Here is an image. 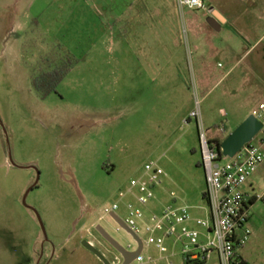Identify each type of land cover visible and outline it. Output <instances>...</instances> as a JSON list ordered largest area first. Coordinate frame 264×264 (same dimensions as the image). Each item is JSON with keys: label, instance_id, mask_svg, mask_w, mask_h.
I'll use <instances>...</instances> for the list:
<instances>
[{"label": "rangeland", "instance_id": "1", "mask_svg": "<svg viewBox=\"0 0 264 264\" xmlns=\"http://www.w3.org/2000/svg\"><path fill=\"white\" fill-rule=\"evenodd\" d=\"M210 1L231 20L222 33L190 25L189 18L197 16L208 27L207 5L201 11L178 9L175 43L163 28L164 45L142 47V71L137 62L122 70V62H111L99 47L71 70L55 93L41 100L31 78L42 47L26 45V30L14 19L13 0H0V119L7 131L5 135L0 125V264H46L48 259L51 264H103L83 247L86 240L112 261L98 225L136 251L133 237L118 231L104 212L118 204L119 217L128 218L129 205L135 202L120 193L150 162L167 175L156 190L153 210L159 212L175 193L193 218L208 219L199 133L191 114L200 107L207 137L224 141L227 137L218 129L235 131L264 101V2ZM161 7L169 20L171 6ZM126 48L131 54L135 50ZM153 50L160 54V63L153 62ZM227 160L223 157V163ZM38 173L40 181L27 198V208L23 198ZM250 183L254 191L248 184L246 192L264 196V170ZM33 210L49 239L44 249ZM251 215L256 236L245 246L244 257L249 264H264V202L258 201ZM141 236L146 240V234ZM165 247L166 253L146 247L145 264H184L180 245L174 247L168 239Z\"/></svg>", "mask_w": 264, "mask_h": 264}, {"label": "built area", "instance_id": "2", "mask_svg": "<svg viewBox=\"0 0 264 264\" xmlns=\"http://www.w3.org/2000/svg\"><path fill=\"white\" fill-rule=\"evenodd\" d=\"M178 4L180 9L205 8L203 0H178ZM252 115L263 126L259 135L236 157L228 158L223 163L221 151L207 137L200 107L191 114L190 119L197 121L199 133L208 219L193 218L188 206L176 202L175 193L170 194L172 201L159 212L150 209L157 199L156 190L167 176L157 162L147 163L142 176L133 179L129 189L120 193L121 198L131 196L134 199L135 203L129 205L128 218L122 221L143 241V251L146 247L155 246L161 253H166L165 242L172 239L174 247L181 246L184 264H208L213 258L218 264L244 263L239 253L253 235L250 226L252 204L264 202V196L249 194L244 190L264 164V101ZM118 211L119 205L115 204L104 214L111 218L112 215L119 217ZM118 227V231L122 230ZM142 234H146V240L142 239ZM135 262L145 264L143 252ZM119 263V257L112 260V264Z\"/></svg>", "mask_w": 264, "mask_h": 264}, {"label": "crops", "instance_id": "3", "mask_svg": "<svg viewBox=\"0 0 264 264\" xmlns=\"http://www.w3.org/2000/svg\"><path fill=\"white\" fill-rule=\"evenodd\" d=\"M234 1L240 5L245 4V0ZM262 1L264 2V0ZM13 3L16 24L18 28L26 30L28 41L26 45L41 46L42 59L56 49L64 48L65 52L74 56L81 55L80 61H82L100 47L99 53L101 52V55H105L111 62H122V70H127L130 63L137 62L142 71L146 63L142 47L164 45L163 28L168 31L169 36H173L174 42L177 37L176 31L179 28L178 0H13ZM166 3L172 8L169 20L163 17L161 7ZM203 3L204 6L209 7L208 13L205 14L208 18V27L204 23H200L199 17L191 16L189 22L194 29H201L204 30L203 32L209 33L211 31L222 33L225 28H229L231 20L222 8L214 6L210 0H203ZM219 3H224V0H220ZM20 5L24 7L22 11L18 12ZM236 7L237 10H242V6ZM215 9L224 19L220 25L211 20L210 15ZM148 14H152L154 19L148 18L146 16ZM148 25L150 28L147 27ZM126 46L135 47L132 54L129 53ZM104 52L105 54H103ZM153 52V62L160 63V54L155 50ZM250 115L252 112L246 114L241 122H244ZM186 122L190 123V121ZM223 129L220 128L218 131L225 137L232 133L227 126H223ZM210 140L223 142L219 136H214ZM263 170L264 164L256 174ZM248 184L254 191L253 184L250 181ZM176 202L178 203L177 199ZM256 203L252 204V208ZM150 209L155 211L153 207ZM250 226L252 228V220ZM255 236L253 231L250 242ZM244 249L245 247L239 254L244 262L249 264L244 257Z\"/></svg>", "mask_w": 264, "mask_h": 264}, {"label": "water", "instance_id": "4", "mask_svg": "<svg viewBox=\"0 0 264 264\" xmlns=\"http://www.w3.org/2000/svg\"><path fill=\"white\" fill-rule=\"evenodd\" d=\"M211 20L215 21L219 25L224 22V19L222 15L214 10L211 13ZM0 125L3 127L4 134L7 135V131L4 129V125L1 122L0 119ZM262 124L253 116L250 115L235 131H233L220 145L219 151H221V154L226 158H234L239 153H241L246 146H248L253 140L259 135L260 131L262 130ZM7 144L9 145V140L7 139ZM10 160L13 161L12 153L9 152ZM15 166V164H13ZM40 181V174L38 173L37 180L35 184L27 191L23 198V204L27 206V198L29 194L38 187ZM35 214L37 215V218L39 220V223L42 227V231L44 233V236L47 237V232L44 226V223L40 217V215L35 211ZM112 219L123 229L125 230L129 235L133 237V239L138 244V249L134 252H129L125 247H123L117 240H115L101 225H98L96 227V230L98 233L112 246L114 247L123 257L124 263L123 264H134V262L139 258V256L143 252V241L136 236L131 229H129L125 223L117 217L116 215H112ZM83 247L93 253L100 261L103 262V264H112L111 261L99 250L97 249L93 244H91L89 241L83 242Z\"/></svg>", "mask_w": 264, "mask_h": 264}, {"label": "trees", "instance_id": "5", "mask_svg": "<svg viewBox=\"0 0 264 264\" xmlns=\"http://www.w3.org/2000/svg\"><path fill=\"white\" fill-rule=\"evenodd\" d=\"M80 63L74 55L69 52L61 53V49H56L51 54L41 59L39 68L34 70L31 85L36 95L41 100L55 93L59 85L66 79L71 70ZM220 149L221 143L214 142ZM205 200V194L203 195ZM243 264H247L244 262Z\"/></svg>", "mask_w": 264, "mask_h": 264}, {"label": "flooded vegetation", "instance_id": "6", "mask_svg": "<svg viewBox=\"0 0 264 264\" xmlns=\"http://www.w3.org/2000/svg\"><path fill=\"white\" fill-rule=\"evenodd\" d=\"M24 205V204H23ZM25 206V205H24ZM26 207V206H25ZM28 208V207H27ZM35 213V212H34ZM42 234H43V246H42V248L44 249V247H45V244L46 243H48L49 242V239H48V237H45L44 236V233H43V231H42ZM102 237V236H101ZM102 239L104 240V242L109 246V248H110V252L113 254V256H114V258L115 257H119L120 258V263L119 264H123L124 263V259H123V257H122V255L114 248V247H112L103 237H102ZM121 244V243H120ZM123 246V245H122ZM124 247V246H123ZM126 248V247H125ZM127 249V251H129V252H134V251H132L129 247L128 248H126ZM44 257H45V254H44V251H42V254H41V256H40V258L41 259H44ZM41 261V260H40ZM111 261V260H110ZM52 263V260L51 261H49V259L48 260H46V264H51ZM111 263H112V261H111ZM135 263V262H134ZM39 264V263H38Z\"/></svg>", "mask_w": 264, "mask_h": 264}]
</instances>
